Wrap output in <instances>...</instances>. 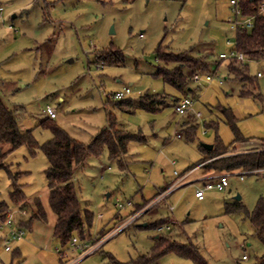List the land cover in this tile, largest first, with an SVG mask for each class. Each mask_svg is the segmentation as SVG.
Masks as SVG:
<instances>
[{
  "label": "rangeland",
  "instance_id": "374dc122",
  "mask_svg": "<svg viewBox=\"0 0 264 264\" xmlns=\"http://www.w3.org/2000/svg\"><path fill=\"white\" fill-rule=\"evenodd\" d=\"M0 5L5 17L0 20V96L15 111L22 131L34 129L40 143L50 139L51 130L41 124L47 119L43 110L49 104L57 109L53 122L81 142H90L107 127L109 114L137 135L129 143L124 162L111 158L105 148L99 155L90 154L85 165L74 170L82 211L94 214L84 235H76L81 249L71 243L63 247L54 236L57 216L49 203L45 153L41 149L32 153L27 145L10 151L6 167L0 169V202L8 203L17 220L21 218L20 207L10 198L17 183L29 202L23 207L29 215L22 219L29 220L38 197L47 220H34L31 228L24 226V238L10 242L0 224V264H114L112 257L125 263L148 254L157 236L196 246L208 264H252L264 252L245 211L227 210V204L237 201L250 211L260 200L264 203L261 169L243 178L238 174L243 169L228 171L229 186L206 190L203 201L195 197L203 181L193 179L178 186L166 203L150 209L148 203L128 216L137 204L154 198L158 186L178 181L217 139L225 145L233 141L224 108L235 115L241 134L255 142L232 146L221 156L264 147L259 143L264 139V58L249 62L260 97L243 95L242 82L228 74L226 62L218 67L215 63L236 39L228 22L232 16L229 0H0ZM161 46L164 51L193 50L208 57L211 72L217 71L224 79L223 84L218 78L191 83L190 96L197 98L195 109L202 114L193 120L198 124L194 141L186 139L183 122L187 117L179 120L173 99L155 113L143 109L129 113L118 108L112 97L125 87H130L127 97L132 99L147 92L181 95L154 74L162 64L157 58ZM109 48L121 49L124 62L100 65L97 54ZM212 121L217 127H206ZM176 132L182 137H174ZM139 212L140 218L109 237ZM4 217L0 215V220ZM162 219L171 229L158 231L152 226ZM154 263L195 264L173 252Z\"/></svg>",
  "mask_w": 264,
  "mask_h": 264
},
{
  "label": "trees",
  "instance_id": "16d2710c",
  "mask_svg": "<svg viewBox=\"0 0 264 264\" xmlns=\"http://www.w3.org/2000/svg\"><path fill=\"white\" fill-rule=\"evenodd\" d=\"M264 0H244L241 3L243 13L246 15H254L257 5ZM158 48V59L161 60L155 71L156 76L163 78L164 82L175 88L181 95H171L170 93H145L138 98H122L114 99L118 108L129 113H134L137 109L155 113L162 108L169 106L168 99H173L175 106L183 97L190 96L193 92L190 85L193 82V76L197 72H211V61L208 57L200 53L191 51L174 52L172 50H161ZM233 49L244 52L250 60H260L264 58V19L256 18L251 28H239L236 31V39ZM97 61L100 65L105 64H121L124 62V54L121 49H107L99 52ZM226 62L229 75L243 84V95H253L260 97L257 93V84L255 77L251 75L250 61H240L237 59L221 58L218 55L215 61L218 67L221 63ZM258 77V75H257ZM227 115V123L230 125L234 139L229 145H225L219 139L213 145L212 149H204V156L189 169L199 165L200 163H208L204 168L215 171H232L236 169L257 170L264 169V147L235 155L221 156L229 151V149L238 142L248 141L238 128L237 120L231 110L224 108ZM187 120L183 122V132L189 141H194L197 136L198 124L194 123L196 116L193 113L188 114ZM189 117V118H188ZM191 119V120H190ZM41 124L49 128L52 137L43 143H40L34 135V129L22 131L19 127L18 118L13 109L8 108L0 96V169L6 167L5 159L10 151L17 149L22 145H27L32 153L41 149L48 159V166L45 174L48 180L49 203L53 212L57 216L54 226V236L60 241L61 245L67 246L72 242L76 235L81 237L84 235L85 225L91 226L93 223V212L80 206L78 192L73 181L74 170L78 166H84L90 154L99 155L107 148L111 158H116L124 162V155L128 152V146L131 140L137 135L129 133L124 127L119 126L117 119L113 114H109L108 126L100 130L88 143L73 138L60 125L53 122V119L47 117ZM206 127H217V122L207 123ZM264 142V139H262ZM9 144L10 148L5 150L4 145ZM221 156V157H218ZM169 185L162 187L161 190ZM159 194H155L154 198ZM13 205L23 208L29 205L26 194L21 185L14 183V189L10 195ZM154 198L145 200L141 204H137V209L133 208V212L150 203ZM35 210L28 221H24L21 217L19 225L31 228L34 220H47V213L40 198L34 200ZM10 206L5 201L0 202V215L5 216ZM244 210L249 217L255 234L264 245V203L262 200L258 202L255 209L250 211L241 202L237 201L227 204L228 211ZM119 219L120 215H116ZM127 216V217H128ZM124 219V218H122ZM121 219V220H122ZM169 223L166 219L152 223V226ZM173 252L180 257L189 258L195 264H208L201 255L199 249L194 245H188L177 241L171 236H157L156 242L152 250L141 255L129 262H120L112 257L114 264H152L167 253ZM61 253V251H60ZM252 264H264V252L257 256Z\"/></svg>",
  "mask_w": 264,
  "mask_h": 264
},
{
  "label": "built area",
  "instance_id": "2783aa9c",
  "mask_svg": "<svg viewBox=\"0 0 264 264\" xmlns=\"http://www.w3.org/2000/svg\"><path fill=\"white\" fill-rule=\"evenodd\" d=\"M244 0H229V4L231 6L232 16L228 19V22L231 24V27L237 31L239 28H251L254 25V20L256 18L264 19V1L259 2L257 5L256 13L254 15H246L243 13V7L241 6V3ZM0 20L5 21L4 17V7L0 5ZM140 36H143L142 34ZM228 43H232L230 40H228ZM235 44V43H234ZM219 56L221 58L226 59H237L243 62L250 61V58L247 54H245L242 51H239L237 49H230L227 52L220 53ZM259 77L262 76L261 72H258L257 74ZM218 78V82L220 84L224 83V79L222 77H219L217 74V71L214 72H208V73H201L197 72L193 76V81L200 83L202 81H206L208 83H211L213 80ZM131 92L130 87H125L123 90H119L113 93L112 97L114 99H122L127 97V95ZM197 103V98L186 96L183 97L176 105H175V111L178 114L179 118H184L188 114L193 113L197 118L201 117L202 114L200 111H196L195 105ZM43 112L46 114L47 117L54 119L57 117V109L51 105H47ZM177 137H182L181 133H176ZM253 142V141H251ZM262 148V147H260ZM258 147H255L254 149L246 150V152L249 151H255L256 149H260ZM256 170H242L239 171L238 174L243 178V176L247 173H253ZM261 173L264 172V169L259 170ZM177 174V173H176ZM231 176L230 172H218L211 175H207L203 177V186L196 187L195 190V196L202 200L205 197L206 190L211 189H218V190H224L227 186H229V178ZM184 177H180V179L167 188L160 190L159 194L149 203V209L150 207H154L158 203L162 201H166L168 195H170L178 186L181 185L182 179ZM119 206H122V204H119ZM168 208L170 211L174 210V206L169 204ZM19 212L21 217H27L28 211L25 208H19ZM142 215V212H139L134 217H131L129 220L124 222L119 229L113 231L109 237L114 235L118 230H121L125 228L127 225H129L131 222L136 220L137 218H140ZM1 227L5 231V240L6 242H10L11 239H22L25 237L24 227L19 225V219L17 220V215L15 211L8 210L5 214V217L0 220ZM158 231H163L164 229H171L169 223H165L162 225H159L156 227ZM71 245L75 248L79 247L81 249V244L79 243V240L77 237H74ZM99 246H96L94 250L98 249ZM6 249H10L9 246L6 247ZM58 253H60V250H58ZM92 251V252H93ZM243 259H248L247 255L243 256ZM157 264V263H152Z\"/></svg>",
  "mask_w": 264,
  "mask_h": 264
},
{
  "label": "crops",
  "instance_id": "0c3cea01",
  "mask_svg": "<svg viewBox=\"0 0 264 264\" xmlns=\"http://www.w3.org/2000/svg\"><path fill=\"white\" fill-rule=\"evenodd\" d=\"M231 49H233V47L231 48ZM221 53H223V52H221ZM261 77V76H260ZM194 82V81H193ZM190 89H192L193 90V88H191V85H190ZM199 96V95H198ZM197 96V97H198ZM191 97H195V96H191ZM196 98V97H195ZM174 110H175V106H174ZM176 112V111H175ZM178 115V114H177ZM183 119V118H182ZM179 120H181V118H179ZM176 133H178V132H176ZM176 133L174 134V137H177L176 136ZM178 138H181V137H178ZM251 141H253V142H255L254 140H252V139H250V140H248V141H243V142H238V143H236L233 147H238L239 145H241V144H244V143H246V142H251ZM259 143H264L263 142V140H260V142ZM202 158V157H201ZM211 161V160H210ZM206 163H208V161H206V162H203V163H200L199 165H196L195 167H193V168H191V169H189L182 177H184L183 179H182V182H181V185L183 184V186H185L186 184L188 185V184H190L191 182H193L194 180L193 179H196V180H201L202 181V179H203V177H205V176H207V175H211V174H214V173H218V171H215V170H211V169H207V168H204V165L206 164ZM219 172H227V171H219ZM192 175H196V177H194V178H191V176ZM177 181V180H176ZM174 182H170V183H167L166 185H171V184H173ZM165 185V186H166ZM162 187H164V186H158V189H157V191H160L161 189H162ZM169 196V195H168ZM196 197V196H195ZM168 198V197H167ZM197 198V197H196ZM198 199V198H197ZM204 199H205V197H204ZM204 199H202V200H200V199H198V200H200V201H203ZM167 202V199H166V201H165V203ZM133 209H131V211H132ZM149 224H147V225H144V226H148Z\"/></svg>",
  "mask_w": 264,
  "mask_h": 264
},
{
  "label": "water",
  "instance_id": "95a60500",
  "mask_svg": "<svg viewBox=\"0 0 264 264\" xmlns=\"http://www.w3.org/2000/svg\"><path fill=\"white\" fill-rule=\"evenodd\" d=\"M208 146V145H207ZM208 148H212V146H208Z\"/></svg>",
  "mask_w": 264,
  "mask_h": 264
}]
</instances>
